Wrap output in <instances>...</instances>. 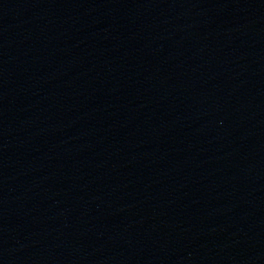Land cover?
<instances>
[{
    "label": "water",
    "instance_id": "95a60500",
    "mask_svg": "<svg viewBox=\"0 0 264 264\" xmlns=\"http://www.w3.org/2000/svg\"><path fill=\"white\" fill-rule=\"evenodd\" d=\"M0 264H264V0H0Z\"/></svg>",
    "mask_w": 264,
    "mask_h": 264
}]
</instances>
